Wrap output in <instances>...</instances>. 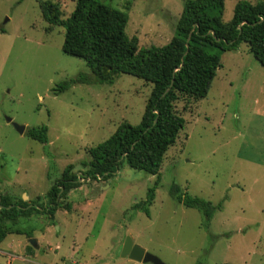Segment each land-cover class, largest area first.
<instances>
[{"label": "rangeland", "instance_id": "obj_1", "mask_svg": "<svg viewBox=\"0 0 264 264\" xmlns=\"http://www.w3.org/2000/svg\"><path fill=\"white\" fill-rule=\"evenodd\" d=\"M48 1L61 18L75 6V0ZM100 1L127 13L125 33L139 46L166 43L183 3ZM237 1L223 0L224 22ZM63 37L62 26L48 27L37 0H0V191L43 207L66 165L80 175L78 186L58 198L49 224L42 209L18 219V227L32 228L30 237L40 236L36 249L30 237L9 233L0 242V264H72L74 257L152 264L120 255L116 241L126 236L165 264H264V67L247 43L220 54L205 97L174 102L184 125L165 151L146 214L134 204L145 201L156 175L125 162L107 179L82 173L86 148L121 121L139 123L151 83L127 73L98 82L82 58L62 52ZM80 73L84 81L53 91ZM13 123L24 125L23 133ZM41 125L46 142L25 134ZM172 182L221 204L208 224L199 210L170 197Z\"/></svg>", "mask_w": 264, "mask_h": 264}, {"label": "trees", "instance_id": "obj_2", "mask_svg": "<svg viewBox=\"0 0 264 264\" xmlns=\"http://www.w3.org/2000/svg\"><path fill=\"white\" fill-rule=\"evenodd\" d=\"M37 2L49 28H64L62 52L82 58L98 82L127 73L151 83L139 123L121 121L106 139L86 148L88 160L82 173L93 180L107 179L125 162L133 169L156 175L145 201L134 204L148 214L146 204L151 203L160 180L165 151L184 125L174 102L180 96L205 97L220 66V54L237 48L241 41L264 67V0H238L226 22L222 20L223 0H183L171 38L162 45L149 46H139L135 35L125 33L128 15L124 10L100 0H75L66 18L52 10L50 1ZM83 79L80 73L59 82L53 91H63ZM25 134L44 143L47 126L26 128ZM78 177L66 165L48 190L50 202L43 207L0 192V242L9 233L30 237L32 228L18 227L17 218L30 211L41 213V209L51 214L58 198L78 186ZM168 193L176 202L199 210L207 224L221 206L188 194L176 182L170 184Z\"/></svg>", "mask_w": 264, "mask_h": 264}, {"label": "water", "instance_id": "obj_3", "mask_svg": "<svg viewBox=\"0 0 264 264\" xmlns=\"http://www.w3.org/2000/svg\"><path fill=\"white\" fill-rule=\"evenodd\" d=\"M7 121H10V118H6ZM15 129L19 133H23L25 126L17 123H13ZM28 242L37 247L36 239L33 237L28 238ZM120 255L122 257L129 258L138 262H151L152 264H165L157 256L149 253L140 245L134 243L129 236L124 238V241L121 244Z\"/></svg>", "mask_w": 264, "mask_h": 264}, {"label": "crops", "instance_id": "obj_4", "mask_svg": "<svg viewBox=\"0 0 264 264\" xmlns=\"http://www.w3.org/2000/svg\"><path fill=\"white\" fill-rule=\"evenodd\" d=\"M1 192V191H0ZM1 193H3V194H7L6 192H1ZM9 195V194H8ZM56 210V209H55ZM55 210L48 216V221H47V223L49 224L50 223V220H53L54 219V217H55ZM23 216H21V217H18L17 219H19V218H22ZM48 226V225H47ZM47 226L45 227V229L47 228ZM39 227H42L40 224H39ZM40 230H41V228H39ZM42 231V230H41ZM45 232H43V233H41L42 235L44 234ZM40 237V236H39ZM38 236H36V241L38 240V238H39ZM122 239H121V241H116V243L119 245V247H121V244H122ZM38 242V241H37ZM39 244V243H38ZM35 249H36V247H35ZM90 256H91V258H93L94 257V255H93V253L91 252L90 253ZM83 262H81V259H79L78 257H74L72 260H71V262H72V264H95V263H89V262H87L86 260H82ZM71 264V263H70ZM108 264V263H107Z\"/></svg>", "mask_w": 264, "mask_h": 264}]
</instances>
